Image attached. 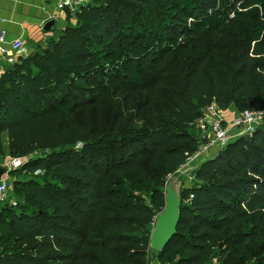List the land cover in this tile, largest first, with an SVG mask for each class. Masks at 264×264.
Masks as SVG:
<instances>
[{"label":"trees","instance_id":"16d2710c","mask_svg":"<svg viewBox=\"0 0 264 264\" xmlns=\"http://www.w3.org/2000/svg\"><path fill=\"white\" fill-rule=\"evenodd\" d=\"M76 17L0 77V159L5 134L23 159L0 264H151L166 178L198 147L191 124L214 102L264 108V0H92ZM106 101V128L78 117ZM195 177L154 257L264 264V123Z\"/></svg>","mask_w":264,"mask_h":264},{"label":"built area","instance_id":"2783aa9c","mask_svg":"<svg viewBox=\"0 0 264 264\" xmlns=\"http://www.w3.org/2000/svg\"><path fill=\"white\" fill-rule=\"evenodd\" d=\"M90 3V0H60L61 8H68L71 13H77L79 9ZM0 52L5 55L8 63L15 64L19 61L20 56L26 55L28 52L26 42L22 38H18L12 42H7L5 31L0 35ZM202 123L208 121L211 126L212 137L211 143L200 147L195 153H187L184 164L195 163L199 166L202 162L210 158V155L205 156L212 146L220 151L229 142L241 136L252 134L256 129L264 123V108L261 105H256L252 108L245 109L235 115L229 116L227 110H223L214 102L207 106L202 115ZM200 118V119H201ZM198 121V120H197ZM47 151H35L34 156H43ZM23 166L22 157H13L6 162L5 167L7 172L0 178V204H10L15 206L18 204V198L12 195L13 182L11 171L14 168ZM40 171H37L38 173ZM158 215L154 218L153 227L156 223Z\"/></svg>","mask_w":264,"mask_h":264},{"label":"crops","instance_id":"0c3cea01","mask_svg":"<svg viewBox=\"0 0 264 264\" xmlns=\"http://www.w3.org/2000/svg\"><path fill=\"white\" fill-rule=\"evenodd\" d=\"M59 1L0 0V35L5 31L7 42L22 38L27 45L28 52L26 54L47 46L50 39L58 37L67 25L75 24L77 21L76 13H71L68 8H61ZM50 20L55 21V26L53 29L45 31L44 27ZM9 66L10 63L7 62L5 55L0 52V77ZM235 108L232 106L227 110L229 116L232 115ZM5 164L3 163L1 166L5 167ZM155 253L156 251H153L150 254L151 264H161L154 257Z\"/></svg>","mask_w":264,"mask_h":264},{"label":"rangeland","instance_id":"374dc122","mask_svg":"<svg viewBox=\"0 0 264 264\" xmlns=\"http://www.w3.org/2000/svg\"><path fill=\"white\" fill-rule=\"evenodd\" d=\"M109 101L103 102L98 107L90 106L89 110H86V108H83L82 110L79 111L78 117L81 120H85L86 115L89 114L88 121H90L91 123H94L98 127L106 128L107 126L110 125V123L113 120L117 118V115H118V113L116 112L117 109L115 108V105H117V103H114L115 104L114 105L112 101L111 102ZM238 112H240V110L238 108H235V111L232 113V115H235ZM126 126L127 124L125 125V127ZM191 131L194 133V135L196 136L199 142L197 149L193 153H195L200 147L212 142V140L210 141V138L213 135L211 132L210 123L208 121H204L202 123V118H201L198 121L193 122L191 124ZM4 141H5V149H6L5 154L6 155L0 159L1 165L3 163L5 164L6 162H8L10 159L13 158V156L9 155L7 135L4 136ZM81 146H82V143L78 144L77 147L80 148ZM216 151H217V148L215 146H212V148L209 150V152L205 156L210 155V158H211L212 156L216 155ZM184 163L177 169L176 172L170 174L166 178V185L164 187L165 192L169 185H174L181 196L182 190L185 187H190V186H193V185H196L202 182L201 180H198L195 177V171L198 168L196 162L192 164H184ZM11 177H12V182L14 183L17 177L15 175H11ZM12 195L15 197L14 188H13ZM152 230H153V225L151 227V232ZM153 251L155 250L151 248L150 254Z\"/></svg>","mask_w":264,"mask_h":264},{"label":"water","instance_id":"95a60500","mask_svg":"<svg viewBox=\"0 0 264 264\" xmlns=\"http://www.w3.org/2000/svg\"><path fill=\"white\" fill-rule=\"evenodd\" d=\"M53 26L55 21H48L45 31L53 29ZM6 172V167L0 166V178ZM165 197V208L158 214L150 237V247L157 252L162 251L176 234L181 216V196L174 185L167 187Z\"/></svg>","mask_w":264,"mask_h":264}]
</instances>
